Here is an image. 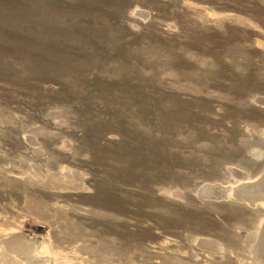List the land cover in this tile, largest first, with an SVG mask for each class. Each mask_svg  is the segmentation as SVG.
Wrapping results in <instances>:
<instances>
[{
	"label": "rangeland",
	"instance_id": "rangeland-1",
	"mask_svg": "<svg viewBox=\"0 0 264 264\" xmlns=\"http://www.w3.org/2000/svg\"><path fill=\"white\" fill-rule=\"evenodd\" d=\"M263 174L264 0H0V264H264Z\"/></svg>",
	"mask_w": 264,
	"mask_h": 264
},
{
	"label": "bare ground",
	"instance_id": "bare-ground-1",
	"mask_svg": "<svg viewBox=\"0 0 264 264\" xmlns=\"http://www.w3.org/2000/svg\"><path fill=\"white\" fill-rule=\"evenodd\" d=\"M263 176H264V174H263ZM261 177L257 182H253V183H251L250 184V182L248 183V184H246V183H244V185L243 186H239V188H233V187H228L226 190H225V192L227 193V194H229V196L230 195H233L235 198H237V195L238 194H242L243 196H246V197H249V196H258V195H261V193H263L262 191H264V177ZM259 181H261L260 183H259ZM254 187V188H253ZM225 189V188H224ZM205 190H209V188H204V187H202L201 189H200V191H202V192H204ZM222 191H221V189H220V193H221ZM214 195V194H213ZM220 197H222V196H220ZM227 197V196H226ZM225 197V198H226ZM235 198H234V200H235ZM222 199V198H221ZM250 201H253V202H261V203H263L264 204V199H256V200H250ZM249 203V202H248ZM255 205V204H254ZM264 206V205H263ZM263 227H264V225H263ZM260 244L262 245V246H264V235H263V237H262V239H261V242H260ZM256 247V246H255ZM262 249H263V247H262ZM254 251V250H253ZM261 251V250H260ZM262 252L264 253V250H262ZM255 256V255H254ZM263 262V261H262Z\"/></svg>",
	"mask_w": 264,
	"mask_h": 264
},
{
	"label": "water",
	"instance_id": "water-1",
	"mask_svg": "<svg viewBox=\"0 0 264 264\" xmlns=\"http://www.w3.org/2000/svg\"><path fill=\"white\" fill-rule=\"evenodd\" d=\"M264 177V176H263ZM261 181H259V183H260ZM254 188V187H253ZM209 191H212V189L211 190H205L204 192H207V193H209ZM263 193H261V195H258V196H249V197H246V196H243L242 194H238L237 195V197L238 198H240V199H244V200H256V199H264V191H262ZM210 194V193H209ZM236 197V196H235ZM263 235H264V228H263V230H262V236H261V238H260V241H259V244H258V246H257V253L258 254H261V256L263 257V260H264V253H262V251H260L261 250V248L262 247H264V246H262L261 244H260V242H261V239H262V237H263ZM264 249V248H263Z\"/></svg>",
	"mask_w": 264,
	"mask_h": 264
}]
</instances>
